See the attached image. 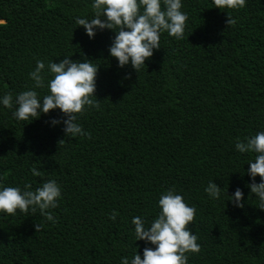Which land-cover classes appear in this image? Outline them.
Returning a JSON list of instances; mask_svg holds the SVG:
<instances>
[{
    "label": "trees",
    "instance_id": "trees-1",
    "mask_svg": "<svg viewBox=\"0 0 264 264\" xmlns=\"http://www.w3.org/2000/svg\"><path fill=\"white\" fill-rule=\"evenodd\" d=\"M182 10L184 39L161 33L136 73L108 54L111 30L89 39L75 24L92 18L91 0H0V95L30 87L36 59L71 54L98 65L100 100L78 117L89 135L75 138L49 126L59 110L29 122L0 106V184L61 186L55 224L39 211L0 214V264H120L145 246L132 217L147 226L169 187L196 209L187 227L200 250L186 253L187 264H264V210L247 187L254 154L234 148L264 131V0L230 11L232 25L212 0H182ZM209 180L221 187L218 200L203 190ZM237 187L242 208L228 201Z\"/></svg>",
    "mask_w": 264,
    "mask_h": 264
},
{
    "label": "clouds",
    "instance_id": "clouds-1",
    "mask_svg": "<svg viewBox=\"0 0 264 264\" xmlns=\"http://www.w3.org/2000/svg\"><path fill=\"white\" fill-rule=\"evenodd\" d=\"M247 0H212L213 7L226 14V25L236 23L230 11L245 7ZM93 16L74 18L77 26H83L85 35L92 39L96 32L111 30L114 35L108 46V54L116 59L117 67L130 65L137 71L144 67L153 50L160 47L161 33L167 32L176 40L184 39L188 13L182 10V0H91ZM71 55V54H70ZM64 55L57 62L42 59L35 60V66L28 72L31 86L18 93L4 92L0 95V106L10 110L16 121H32L47 114L49 110H59L60 117H50V127L61 126L64 137H87L89 133L78 122L90 108H98L96 98V75L98 65L92 60L69 59ZM47 89V92L38 91ZM234 148L238 153H253L246 169L250 183L247 187L255 194L258 208L264 210V131L237 138ZM33 176L41 175L36 167L30 169ZM259 176V183L255 177ZM204 192L212 200H218L221 187L209 180ZM226 195V193H225ZM243 193L235 188L228 201L237 208H242ZM61 198V186L55 179L44 181L39 187L32 189L25 183L20 186L0 184V214L16 215L20 213H36L52 224L57 222L51 209L57 207ZM158 214L146 226L145 219L133 216L131 224L134 241H143L145 246L141 253L139 245L131 256H122L120 264H187L186 253H197L200 244L195 232L187 227L194 219L196 209L189 205L182 194L173 187L165 189L157 200ZM117 213L113 211L109 220H115ZM35 231L42 227L33 225Z\"/></svg>",
    "mask_w": 264,
    "mask_h": 264
}]
</instances>
